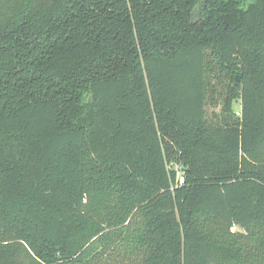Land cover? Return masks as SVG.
<instances>
[{
  "label": "trees",
  "instance_id": "1",
  "mask_svg": "<svg viewBox=\"0 0 264 264\" xmlns=\"http://www.w3.org/2000/svg\"><path fill=\"white\" fill-rule=\"evenodd\" d=\"M0 264H264V0H0Z\"/></svg>",
  "mask_w": 264,
  "mask_h": 264
},
{
  "label": "built area",
  "instance_id": "2",
  "mask_svg": "<svg viewBox=\"0 0 264 264\" xmlns=\"http://www.w3.org/2000/svg\"><path fill=\"white\" fill-rule=\"evenodd\" d=\"M178 180H179V182L180 183H182V181H183V175H182V172H181V170L178 168Z\"/></svg>",
  "mask_w": 264,
  "mask_h": 264
},
{
  "label": "rangeland",
  "instance_id": "3",
  "mask_svg": "<svg viewBox=\"0 0 264 264\" xmlns=\"http://www.w3.org/2000/svg\"><path fill=\"white\" fill-rule=\"evenodd\" d=\"M237 105H238V104L235 103V104H234V107H237ZM234 229H237V227H234Z\"/></svg>",
  "mask_w": 264,
  "mask_h": 264
},
{
  "label": "water",
  "instance_id": "4",
  "mask_svg": "<svg viewBox=\"0 0 264 264\" xmlns=\"http://www.w3.org/2000/svg\"><path fill=\"white\" fill-rule=\"evenodd\" d=\"M236 79H238V77H236Z\"/></svg>",
  "mask_w": 264,
  "mask_h": 264
}]
</instances>
